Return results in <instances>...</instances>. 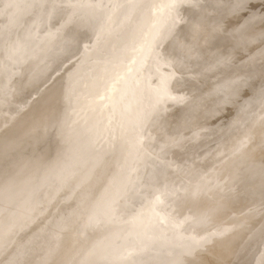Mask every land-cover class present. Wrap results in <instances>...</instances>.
Returning <instances> with one entry per match:
<instances>
[{
	"label": "rangeland",
	"instance_id": "obj_1",
	"mask_svg": "<svg viewBox=\"0 0 264 264\" xmlns=\"http://www.w3.org/2000/svg\"><path fill=\"white\" fill-rule=\"evenodd\" d=\"M263 106L264 0H0V264H263Z\"/></svg>",
	"mask_w": 264,
	"mask_h": 264
},
{
	"label": "bare ground",
	"instance_id": "obj_2",
	"mask_svg": "<svg viewBox=\"0 0 264 264\" xmlns=\"http://www.w3.org/2000/svg\"><path fill=\"white\" fill-rule=\"evenodd\" d=\"M203 2H204V0H203ZM182 6H183V5H182ZM187 6H188V5H187ZM201 6H202V5H201ZM204 8H205V7H204ZM192 9H193V8H192ZM231 10H232V9H231ZM226 12H227V11H226ZM253 12H254V11H253ZM178 14H180V13H178ZM181 14H182V13H181ZM178 18H179V17H178ZM224 20H227V18H225ZM244 21H245V20H244ZM219 24H220V23H219ZM203 29H204V28H203ZM206 30H207V29H206ZM186 32H187V31H186ZM213 32H214V31H213ZM165 33H166V31H165ZM215 33H216V32H215ZM227 33H229V32H227ZM211 34H212V32H211ZM221 34H222V32H221ZM163 36H164V35H163ZM234 40H235V39H234ZM237 40L241 41L242 39H237ZM234 43H235V42H234ZM236 43H237V41H236ZM160 44H161V43H160ZM227 45H229V44L227 43ZM250 45H251V44H250ZM261 46H262V45H261ZM222 47H223V46H222ZM227 47H228V46H227ZM255 48H256V46H255ZM218 49H219V48H218ZM252 49H253V48H252ZM69 50H70V48H69ZM249 50H250V49H249ZM70 51H71V50H70ZM189 51H190V50H189ZM198 51H199V50H198ZM187 52H188V51H187ZM200 52H201V51H200ZM255 52H256V50H255ZM188 53H189V52H188ZM193 53H194V52H193ZM193 53H192V54H193ZM205 54H206V53H205ZM193 55H194V54H193ZM199 55H200V54H199ZM199 55H197V57H199ZM201 55H202V54H201ZM203 55H204V54H203ZM51 56H52V54H51ZM194 57H195V56H194ZM204 57H205V55H204ZM51 58H52V59H51V62H52V61L54 60V57H51ZM202 58H203V57H202ZM242 58H243V57H242ZM37 59H38V58H37ZM40 59H41V58H40ZM38 60H39V59H38ZM45 60H46V59H45ZM45 60L43 59V61H45ZM201 60H202V59H201ZM204 60H205V59H204ZM41 61H42V59H41ZM46 61H47L46 64H48V65H46V66H50L51 62H48V61H50V60L48 59V60H46ZM37 62H39V61H37ZM202 62H203V61H202ZM54 63H55V60H54ZM205 63H206V62H205ZM52 65L54 66L55 64H53V62H52L51 67H52ZM214 65H215V64H214ZM217 66H218V65H217ZM217 66H216V67H217ZM211 67H212V66H211ZM214 67H215V66H213V68H214ZM216 67H215V68H216ZM47 68H48V67H47ZM50 69L52 70V68H50ZM50 69H49V70H50ZM211 70L213 71V69H211ZM48 72H49V71H48ZM208 72H209V71H208ZM240 72H241V71H240ZM228 73H229V72H228ZM218 74H219V73H218ZM236 74H238V73H236ZM241 74H242V72H241ZM241 74H240V75H241ZM204 75H205V74H204ZM208 75H209V74H208ZM215 75H216V74H215ZM227 76H228V75H227ZM249 76H250V75H249ZM251 76H253V75H251ZM178 77H179V76H178ZM239 77H240V76H239ZM241 77H243V76H241ZM253 77H254V76H253ZM182 78H183V77H182ZM176 80H177V79H176ZM180 80H181V79H180ZM237 80H239V78H238ZM245 80H246V79H245ZM249 80H250V79H249ZM254 80H255V79H254ZM207 81H208V80H207ZM231 81H232V80H231ZM239 81H240V80H239ZM234 82H237V81H234ZM242 82H243V78H242ZM250 82H251V81H250ZM215 83H216V82H215ZM226 83H228V82H226ZM229 83H231V82H229ZM245 83H247V82H245ZM245 83H243V84H245ZM169 84H170V83H169ZM171 84H172V83H171ZM212 84H214V83L212 82ZM220 84H221V83H220ZM173 85H174V84H173ZM189 85H190V84H189ZM233 85H234V84H233ZM247 85H248V84H247ZM249 85H250V84H249ZM190 86H191V85H190ZM175 87H176V86H175ZM188 87H189V86H188ZM189 88H190V87H189ZM244 88H245V87H244ZM170 89H171V88H170ZM174 89H175V88H174ZM174 89H173V90H174ZM214 89H216V88H214ZM247 89H248V88H247ZM171 90H172V89H171ZM179 90H180V89H179ZM215 91H216V90H215ZM248 91H249V90H248ZM186 92H188L187 89H186ZM206 92H207V91H206ZM244 92H245V91H244ZM183 93H184V92H183ZM92 94H96V93H92ZM233 94H234V93H233ZM235 94L237 95V93H235ZM174 95H175V94H174ZM190 95H191V94H190ZM207 95H208V94H207ZM179 96H180V95H179ZM181 96H182V95H181ZM233 96H235V95H233ZM256 96H257V95H256ZM90 97L92 98V95H90ZM90 97H88V98L90 99ZM96 97H98V94L94 96V98H96ZM204 97H205V96H204ZM211 97H212V96H211ZM88 98H87V99H88ZM190 98H191V97H190ZM235 98H236V97H235ZM243 98H244V97H243ZM181 99H182V98H181ZM184 99H185V98H184ZM217 99H218V98H217ZM259 99H260V98H259ZM192 100H193V99H192ZM230 100H231V99H230ZM260 100H261V99H260ZM262 100H263V99H262ZM262 100H261V101H262ZM193 101H194V100H193ZM197 101H198V100H197ZM203 101H205V100H203ZM219 102H220V101H219ZM238 102H239V101H238ZM258 102H259V101H258ZM200 103H201V102H200ZM169 104H170V103H169ZM173 104H175V103H173ZM188 104H189V103H188ZM201 104H202V103H201ZM216 104H217V102H216ZM262 104H263V103H262ZM167 105H168V104H167ZM191 105H192V104H191ZM194 105H195V104H194ZM213 105H214V103H213ZM219 105H220V104H219ZM241 105H242V104H241ZM131 106H132V104H130V107H131ZM135 106H136V105H135ZM135 106H134V107H135ZM165 106H166V105H165ZM184 106H185V105H184ZM204 106H205V105H204ZM206 106H207V105H206ZM216 106H217V105H216ZM216 106H214V107H216ZM250 106H251V105H250ZM130 107H129V110L131 109ZM194 107H195V106H194ZM197 107H198V106H197ZM200 107H201V106H200ZM223 107H224V106H223ZM241 107H243V105H242ZM263 107H264V106H263ZM135 108H136V107H135ZM170 108H171V107H170ZM183 108H184V107H183ZM192 108H193V107H192ZM192 108H191V111H192ZM220 108H221V109L217 108L218 110H220V112L217 111V109L215 108L216 110H214V115H215V114L217 115V114H218L217 112H219V115H220L221 111L224 109V108H222V106H220ZM229 108H230V107H229ZM164 109H165V107H164ZM164 109H163V110H164ZM166 109H167V107H166ZM168 109H169V108H168ZM230 109H231V108H230ZM236 109H238V107H237ZM254 109H255V108H254ZM129 110H128V111H129ZM131 110H132V109H131ZM163 110H162V111H163ZM173 110H174V109H173ZM186 110H187V108H186ZM194 110H195V109H194ZM211 110H212V109H211ZM134 111H135V109H134ZM166 111H167V110H166ZM195 111H196V110H195ZM198 111H199V108H198ZM205 111H206V110H205ZM252 111H253V110H252ZM259 111H260V110H259ZM174 112H175V111H174ZM178 112H179V111H177V113H178ZM188 112H189V111H188ZM223 112H224V111H223ZM227 112H228V111H227ZM230 112H231V111H230ZM133 113H134V112H133ZM186 113H187V112H186ZM195 113H196V112H195ZM224 113H225V112H224ZM126 114H128V113H126ZM175 114H176V113H175ZM178 114H179V113H178ZM187 114L190 115V113H187ZM193 114H194V113H193ZM248 114H249V113H248ZM259 114H261V113H259ZM128 115H129V114H128ZM131 115H132V114H131ZM131 115H130V116H131ZM133 115H134V114H133ZM183 115H184V114H183ZM195 115H196V114H195ZM208 115H209V114H208ZM216 115L214 116L215 118H216ZM261 115H262V114H261ZM162 116H164V115H162ZM185 116H186V115H185ZM263 116H264V115H263ZM157 117H158V116H157ZM157 117H156V118H157ZM164 117H165V116H164ZM194 117H195V116H194ZM196 117H197V115H196ZM202 117H203V116H202ZM210 117H211V114H210L209 117H208L209 120L205 117V118H202V119H201V120H202L201 122H202V123H205V122H203V119H204V120H206V123H205V124H207V122H208V124H209V121H210V119H211ZM217 117H218V116H217ZM221 117H222V116H221ZM259 117H260V116H259ZM156 118H155V119H156ZM161 118H162V117H161ZM165 118H166V117H165ZM167 118H168V117H167ZM167 118H166V119H167ZM212 118H213V117H212ZM222 118H223V117H222ZM253 118H254V117H253ZM260 118H261V117H260ZM262 118H263V117H262ZM168 119H169V118H168ZM217 119H218V118H217ZM220 119H221V118H220ZM243 119H244V118H243ZM247 119H248V118H247ZM160 120H161V119H160ZM178 120H179V119H178ZM207 120H208V121H207ZM250 120H251V118H250ZM256 120H257V119H256ZM256 120H255V121H256ZM180 121H181V120H180ZM199 121H200V120H199ZM212 121H213V120H212ZM240 121H241V120H240ZM259 121H260V120H259ZM261 121H262V119H261ZM175 122H176V121H175ZM262 122H263V121H262ZM180 123H181V122H179V124H180ZM188 123H189V122H188ZM211 123H212V122H211ZM216 123H217V122H216ZM216 123H215V124H216ZM255 123H256V122H255ZM259 123H260V122H259ZM181 124H182V123H181ZM186 124H187V123H186ZM193 124H194V123H193ZM205 124H204V125H205ZM208 124H207V125H208ZM161 125H162V124H160V126H161ZM202 125H203V124H202ZM245 125H246V124H245ZM253 125H254V123H253ZM255 125H256V124H255ZM187 126H188V125L185 126V124H184V127H185V128H186ZM199 126H201V123H199ZM243 126H244V125H243ZM257 126H258V124H257ZM260 126H261V124H260ZM263 126H264V124H263ZM156 127H157V125H156ZM156 127H154V128H156ZM176 127H177V126H176ZM189 127H190V126H189ZM191 127H192V126H191ZM204 127H205V126H204ZM204 127H201V128L204 129ZM212 127H213V126H212ZM225 127H226V126H225ZM239 127H240V126H239ZM247 127H248V126H247ZM247 127H246V128H247ZM251 127H252V126H251ZM253 127H256V126H253ZM187 128H188V127H187ZM198 128H199V127H198ZM201 128H200V130H201ZM215 128H216V127H215ZM261 128H262V127H261ZM156 129H157V128H156ZM251 129H252V128H251ZM263 129H264V128H263ZM195 130H196V129H195ZM244 130H245V129H243V131H244ZM261 130H262V129H261ZM259 131H260V128H259ZM262 131H263V130H262ZM262 131H261V132H262ZM164 132H165V131H164ZM231 132H232V131H231ZM249 132H250V131H249ZM257 132H258V131H257ZM10 133H11V132H10ZM10 133L8 134V136L10 135ZM162 133H163V132H162ZM162 133H161V134H162ZM191 133H192V132H191ZM228 133H229V132H228ZM233 133H234V132H233ZM254 133H255V131H254ZM254 133H253V134H254ZM139 134H140V133H139ZM185 134H186V132H185ZM245 134H246V133H245ZM253 134H252V135H253ZM256 134H258V133H256ZM261 134H262V133H261ZM158 135H159V134H158ZM174 135H175V134H174ZM180 135H181V134H180ZM180 135H178V136H180ZM187 135H188V134H187ZM230 135H231V134H230ZM234 135H235V134H234ZM248 135H249V134H248ZM11 136H12V135H11ZM178 136H177V138H179ZM183 136H185V135H183ZM183 136H182V137H183ZM199 136H201V135H199ZM239 136H240V135H239ZM239 136H238V138H239ZM259 136H260V134H259ZM261 136H262V135H261ZM261 136H260V137H261ZM223 137H224V136H223ZM248 137H249V136H248ZM255 137H256V136H255ZM10 138H11V137H10ZM10 138H9V142H8L9 144H10V141H13V140L15 139V137H14V139H13V138L10 139ZM160 138H161V137H160ZM162 138H163V137H162ZM185 138H187V137H185ZM233 138H234V137H233ZM250 138H251V137H250ZM252 138H253V136H252ZM12 139H13V140H12ZM155 139H156V138H155ZM158 139H159V137H158ZM211 139H212V138H211ZM211 139H210V141H211ZM215 139H216V138H215ZM218 139H221V138H218ZM183 140H184V139H183ZM206 140H207V139H206ZM237 140H238V139H237ZM248 140H249V138H248ZM250 140H251V139H250ZM250 140H249V141H250ZM164 141H165V140H164ZM216 141H217V140H216ZM228 141H229V140H228ZM246 141H247V140H246ZM140 142H141V141H140ZM194 142H195V141H194ZM198 142H199V140H198ZM213 142H214V141H213ZM5 143H6V142H5ZM151 143H152V142H151ZM208 143H209V142H208ZM222 143H224V142H222ZM245 143H246V142H245ZM249 143H250V142H249ZM251 143H252V142H251ZM251 143H250V144H251ZM9 144H8V145H9ZM182 144H183V143H182ZM190 144H191V143H190ZM212 144H213V143H212ZM237 144H238V143H237ZM140 145H141V144H140ZM155 145H156V143H155ZM187 145H188V144H187ZM208 145H209V144H207V146H208ZM245 145H246V144H245ZM141 146H142V145H141ZM184 146H185V145H184ZM184 146H183V147H184ZM201 146H202V145H201ZM210 146H211V145H210ZM229 146H230V145H229ZM236 146H237V145H236ZM242 146H243V145H242ZM253 146H254V145H253ZM255 146H256V145H255ZM3 147H5V144L3 145ZM6 147H7V146H6ZM174 147H175V146H174ZM203 147H204V146H203ZM205 147H206V146H205ZM231 147H233V146H231ZM238 148H239V146H238ZM250 148H251V147H250ZM205 149H206V148H205ZM215 149H216V148H215ZM240 149H241V148H240ZM243 149H244V148H243ZM248 149H249V148H248ZM145 150H146V149H145ZM162 150H163V149H162ZM188 150L190 151V150H192V149H188ZM201 150H202V149H201ZM206 150H207V149H206ZM225 151H227V150H225ZM178 152H179V151H178ZM197 152H198V151H197ZM201 152H203V151H201ZM162 153H163V152H162ZM173 153H174V151H173ZM176 153H177V152H176ZM183 153H184V152H183ZM186 153H187V151H186ZM188 153H189V152H188ZM217 153H218V151H217ZM219 153H220V152H219ZM219 153H218V157H219ZM224 153L227 154V152H224ZM145 154H146V153H145ZM181 154H182V153H181ZM203 154H204V153H203ZM212 154H213V153H212ZM250 154H251V153H250ZM250 154H249V155H250ZM146 155H147V154H146ZM169 155H170V153H169ZM210 155H211V154H210ZM213 155H214V154H213ZM227 155H228V154H227ZM240 155H241V154H240ZM193 156H194V155H193ZM201 156H203V155H200V157H201ZM215 156H216V155H215ZM228 156H229V155H228ZM228 156H227V157H228ZM233 156H234V155H233ZM236 156H238V155H236ZM236 156H235V157H236ZM241 156H242V155H241ZM245 156H246V153H245ZM250 156H251V155H250ZM52 157H55V158L58 159L59 156H58L56 153H54V155H53ZM162 157H163V156H162ZM167 157H168V156H167ZM174 157H175V156H174ZM178 157H179V156H178ZM187 157H188V156H187ZM208 157H209V156H208ZM231 157H232V155H231ZM238 157H239V156H238ZM257 157H258V156H257ZM146 158H147V157H146ZM146 158H145V159H146ZM149 158H151V157H149ZM179 158H181V157H179ZM182 158H183V157H182ZM214 158H215V157H214ZM233 158H234V157H233ZM250 158H251V157H250ZM260 158H261V157H260ZM260 158H258V159H260ZM155 159H156V158H155ZM157 159L159 160V158H157ZM165 159H166V158H165ZM237 159H238V158H237ZM148 160H149V159H148ZM182 160H183V159H182ZM231 160H232V158H231ZM251 160H252V159H251ZM143 161H144V160H143ZM156 161H157V160H156ZM172 161H173V160H172ZM216 161H217V160H216ZM216 161H215V162H216ZM223 161H224V160H223ZM226 161L229 162L228 160H226ZM232 161H233V160H232ZM254 161H255V159H254ZM147 162H148V161H147ZM153 162H154V161H153ZM184 162H185V161H184ZM257 162H258V161H256L255 163H257ZM148 163H149V162H148ZM150 163H151V162H150ZM157 163H158V162H157ZM165 163H166V162H165ZM239 163H240V162H239ZM201 164H202V163H201ZM232 164H233V163H232ZM241 164H242V163H241ZM217 165H218V164H217ZM258 165H259V164H258ZM40 166H41V167L45 166L44 161H42L41 163H39V164L34 168V169L39 170L38 174L40 173V170L42 169V168H40ZM199 166H200V165H199ZM219 166H220V165H219ZM235 166H236V165H235ZM246 166H247V165H246ZM121 167L123 168L122 165H121ZM124 167H130V166L127 164V165H124ZM145 167H146V166H145ZM167 167H168V166H167ZM228 167H230V166H228ZM263 167H264V165H263ZM118 168H119V167H118ZM122 168H121V169H122ZM182 168H183V167H182ZM201 168H202V167H201ZM203 168H204V167H203ZM221 168H222V167H221ZM232 168H233V166H232ZM245 168H246V167H244V169H245ZM34 169H33V170H34ZM123 169H124V168H123ZM163 169H164V168H163ZM228 169H229V168H228ZM167 170H168V168H167ZM213 170H214V169H213ZM217 170H218V169H217ZM221 170H222V169H221ZM230 170H231V169H230ZM202 171H203V169H202ZM224 171H225V170H224ZM224 171H223V172H224ZM226 171H227V170H226ZM193 172H194V171H193ZM197 172H198V171H197ZM208 172H209V171H208ZM210 172H211V171H210ZM215 172H216V171H215ZM219 172H220V170H219ZM194 173H195V172H194ZM205 173H206V172H205ZM224 173H225V172H224ZM228 173H229V171H228ZM236 173H237V172H236ZM246 173H247V172H246ZM38 174H37V175H38ZM198 174H199V173H198ZM202 174H203V173H202ZM217 174H218V173H217ZM226 174H227V173H226ZM243 174H245V173H243ZM188 175H189V174H188ZM196 175H197V174H196ZM199 175H201V174H199ZM211 175H212V172H211ZM215 175H216V174H215ZM215 175H214V177H215ZM222 175H223V174H222ZM222 175H221V176H222ZM247 175H248V173H247ZM262 175H263V174H262ZM159 177H160V176H159ZM159 177H158V178H159ZM183 177H184V176H183ZM186 177H187V175H186ZM188 177H189V176H188ZM190 177H191V176H190ZM194 177H195V176H194ZM194 177H193V178H194ZM208 177L210 178V176H208ZM208 177H207L206 180L209 179ZM214 177H212L213 180L217 177V180H215V181H218V179H220V178H218V176H216L215 178H214ZM140 178H141V177H140ZM198 178H199V177H198ZM222 178H223V177H222ZM222 178H221V179H222ZM233 178H234V177H233ZM261 178H262V177H261ZM27 179H28V178H27ZM228 179H229V178H228ZM136 180H137V177H136ZM157 180H158V179H157ZM160 180H161V179H160ZM204 180H205V179H204ZM233 180H234V179H233ZM235 180H236V179H235ZM258 180H259V179H258ZM26 181H29V180H26ZM166 181H167V180H166ZM190 181H191V178H190ZM193 181H194V180H193ZM227 181H228V180H227ZM155 182H156V181H155ZM159 182H160V181H159ZM175 182H176V181H175ZM194 182H195V181H194ZM199 182H201V181H199ZM219 182H220V181H219ZM256 182H257V181H256ZM137 183H138V182H137ZM150 183H151V182H150ZM169 183H170V182H169ZM178 183H179V182H178ZM195 183H197V182H195ZM216 183H217V182H216ZM220 183H221V182H220ZM224 183H225V182H224ZM226 183H227V182H226ZM232 183H235V182H232ZM3 184H4V183H3ZM3 184L0 185V188L3 186ZM159 184H160V183H159ZM188 184H189V183H188ZM199 184H200V183H199ZM262 184L264 185V183H262ZM157 185H158V184H157ZM164 185H165V184H164ZM219 185H220V184H219ZM224 185H225V184H224ZM197 186H198V185H197ZM202 186H203V185H202ZM253 186H254V185H253ZM253 186H252V187H253ZM256 186H257V185H255L252 189L256 188ZM138 187H139V185H138ZM166 187H167V186H166ZM230 187H231V185H230ZM246 187H247V186H246ZM246 187H245V189H246ZM169 188H170V187H169ZM191 188H193V187H191ZM196 188H197V187H196ZM156 189H157V188H156ZM162 189H163V188H162ZM173 189H175V188H173ZM177 189H178V188H177ZM224 189H226V188H224ZM228 189H231V188H228ZM228 189H227V190H228ZM257 189L260 190V191H258ZM257 189H256V190L254 189V190H255V191H258V192H262V191L264 192L263 186H262V190L260 189V187H257ZM0 190H1V189H0ZM110 190H111V189H110ZM146 190H147V189H146ZM158 190H159V189H158ZM199 190H200V188H199ZM239 190H240V189H239ZM239 190H238V191H239ZM242 190H243V189H242ZM192 191H196V190L193 189ZM223 191H224V190H223ZM228 191H229V190H228ZM232 191H233V190H232ZM164 192H165V191H164ZM167 192H168V191H167ZM180 192H181V191H180ZM185 192H186V191H185ZM216 192H217V191H216ZM234 192H235V190H234ZM239 192H240V191H239ZM263 192H262V193H263ZM170 193H171V192H170ZM219 193H220V192H219ZM240 193H244V192H240ZM256 193H257V192H256ZM104 194H105V195H104V198L109 199L108 197L110 196V191L107 190V192L104 193ZM172 194H173V193H172ZM194 194H195V193H194ZM223 194H224V192H223ZM251 194L254 195L255 193L253 192V193H250V195H251ZM259 194H260V193H259ZM0 195H1L0 197H5V196H3V195L1 194V191H0ZM134 195H135V193H134ZM150 195H151V193H150ZM152 195H153V194H152ZM175 195H176V194H175ZM198 195H199V194H198ZM226 195H228V194H226ZM247 195H249V194H247ZM263 195H264V193H263ZM102 196H103V195H102ZM155 196H156V195H155ZM166 196H167V195H166ZM166 196H165V197H166ZM181 196H182V195H181ZM222 196H223V195H221V197H222ZM256 196H257V195H256ZM132 197H133V196H132ZM172 197H173V196H172ZM177 197H178V196H177ZM226 197H227V196H226ZM149 198H150V197H149ZM149 198H148V199H149ZM159 198H160V197H159ZM178 198H179V197H178ZM178 198H177V199H178ZM189 198H190V197H189ZM198 198H199V197H198ZM200 198H201V197H200ZM223 198H224V197H223ZM242 198H243V196H242ZM242 198H240V199H242ZM244 198H245V197H244ZM3 199H4V198H3ZM151 199H152V198H151ZM253 199H254V198L252 197V200H253ZM1 200H2V199H1ZM100 200H101V198H100ZM100 200L98 199V200H96V201H100ZM163 200H165V199H163ZM166 200H167V199H166ZM179 200H180V199H179ZM190 200H191V198H190ZM197 200H198V199H197ZM200 200H201V199H200ZM243 200H244V199H243ZM255 200H256V199H255ZM156 201H157V200H156ZM176 201H177V200H176ZM163 202H164V201H163ZM179 202H180V201H179ZM188 203H189V202H188ZM241 203H242V202H241ZM260 203H261V202H260ZM170 204H171V203H170ZM184 204H185V203H184ZM192 204H193V203H192ZM255 204H256V203H255ZM257 204H258V202H257ZM153 205H154V204H153ZM164 205H165V204H164ZM164 205H163V206H164ZM168 205H169V204H168ZM182 205H183V204H182ZM182 205H181V208H182ZM189 205H190V204H189ZM238 205H239V204H238ZM249 205H250V204H249ZM252 205H253V204H252ZM252 205H251V206H252ZM135 206H136V205H135ZM166 206H167V205H165L164 208H165ZM175 206H177V205H175ZM192 206H193V205H192ZM196 206H197V205H196ZM201 206H202V205H201ZM246 206H247V205H246ZM132 207H133V206H132ZM157 207H158V206H157ZM160 207H161V206H160ZM204 207H205V206H204ZM208 207H209V206H208ZM208 207H207V208H208ZM154 208H155V207H154ZM200 208H201V207H200ZM213 208H215V207H213ZM238 208H239V207H238ZM254 208H256V207H254ZM129 209H130V208H129ZM167 209H168V208H167ZM241 209H242V207H241ZM248 209H250V208H248ZM252 209H253V207H252ZM155 210H156V209H155ZM164 210H165V209H164ZM170 210H171V209H170ZM194 210H195V209H194ZM204 210H205V209H204ZM212 210H213V209H212ZM239 210H240V209H239ZM258 210H259V209H258ZM159 211H161V210H159ZM162 211H163V209H162ZM195 211H196V210H195ZM210 211H211V210H210ZM230 211H231V210H230ZM230 211H229V212H230ZM236 211H237V210H236ZM153 212H155V211H153ZM156 212H157V211H156ZM193 212H194V211H193ZM197 212H198V211H197ZM231 212H232V211H231ZM247 212H248V211H247ZM204 213H205V212H204ZM167 214H168V213H167ZM171 214H172V213H171ZM171 214H170V215H171ZM202 214H203V213H202ZM207 214H208V213H207ZM247 214H248V213H247ZM160 215H161V214H160ZM210 215H211V214H210ZM231 215H232V214H231ZM178 216H179V215H178ZM182 216H183V215H182ZM187 216H188V215H187ZM189 216H190V215H189ZM195 216H196V215H195ZM197 216H199V214H198ZM197 216H196V217H197ZM214 216H215V215H214ZM157 217H158V216H157ZM176 217H177V216H176ZM180 217H181V216H180ZM208 217H209V215H208ZM146 218H147V217H146ZM245 218H246V217H245ZM248 218H249V217H248ZM154 219H155V218H154ZM163 219H164V218H163ZM174 219H175V218H174ZM183 219H184V218H183ZM141 220H142V219H141ZM147 220H148V219H147ZM149 220H150V219H149ZM181 220H182V219H181ZM181 220H180V221H181ZM184 220H186V219H184ZM192 220H193V219H192ZM192 220H190V221H192ZM204 220H206V219H204ZM254 220H255V219H254ZM32 221H33V220H32ZM157 221H159V220H157ZM196 221H197V220H196ZM251 221H253V220H251ZM185 222H186V221H185ZM203 222H204V221H203ZM248 222H249V221H248ZM140 223H141V222H140ZM144 223H145V222H144ZM153 223H154V222H153ZM195 223H196V222H195ZM198 223H199V221H198ZM198 223H196V224H198ZM224 223H225V222H224ZM244 223H245V222H244ZM246 223H247V222H246ZM148 224H149V223H148ZM157 224H158V223H157ZM157 224H156V226H157ZM226 224H227V223H226ZM242 224H243V223H242ZM249 224H250V223H249ZM37 225H38V224H37ZM158 225H159V224H158ZM167 225H169V224H167ZM167 225H166V226H167ZM170 225H171V224H170ZM187 225H188V224H187ZM191 225H192V224H191ZM200 225H201V224H200ZM236 225H237V224H236ZM251 225H252V224H251ZM161 226H163V224H162ZM166 226H165V227H166ZM172 226H173V225H172ZM175 226H176V225H175ZM179 226H180V225H179ZM167 227H168V226H167ZM32 228H33V227H32ZM145 228H146V227H145ZM236 228H237V227H236ZM248 228H251V226L248 227ZM155 229H156V228H155ZM167 229H168V228H167ZM240 229H241V228H240ZM174 231L176 232V230H174ZM193 231H195V230H193ZM219 231H220V230H219ZM151 232H152V231H151ZM166 232H167V231H166ZM181 232H182V231H181ZM159 233H161V232H159ZM170 233H172V232H170ZM23 234H24V233H23ZM161 234H163V233H161ZM232 234H233V233H232ZM29 235H30V234H29ZM138 235H139V234H138ZM157 235H158V234H157ZM178 235H179V233H178ZM181 235H182V234H181ZM143 236H144V235H142V237H143ZM152 236H153V235H152ZM159 236H160V235H159ZM169 236H170V235H169ZM166 237H168V236H166ZM23 238H24V237H23ZM154 238H155V237H154ZM20 239H21V238H20ZM134 239H135V238H134ZM149 239H150V238H149ZM149 239H148V240H149ZM148 240H147V241H148ZM25 241H26V240H25ZM23 242H24V241H23ZM144 245H145V244H144ZM262 250H263V249H262ZM261 255H262V254H261ZM259 256H260V254H259ZM259 256H258V257H259ZM263 261H264V258H263ZM166 262H167V261H166ZM254 262H255V261H254ZM167 263H168V262H167ZM252 263H253V262H252ZM261 264H262V262H261ZM263 264H264V263H263Z\"/></svg>",
	"mask_w": 264,
	"mask_h": 264
}]
</instances>
